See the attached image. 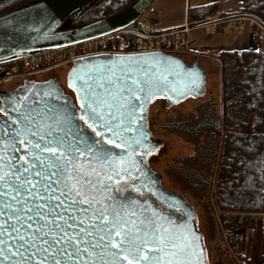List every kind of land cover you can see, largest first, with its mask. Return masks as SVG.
I'll use <instances>...</instances> for the list:
<instances>
[{
    "label": "water",
    "instance_id": "water-1",
    "mask_svg": "<svg viewBox=\"0 0 264 264\" xmlns=\"http://www.w3.org/2000/svg\"><path fill=\"white\" fill-rule=\"evenodd\" d=\"M94 1L96 0H31L1 15L0 64L78 44L130 27L138 22L154 2L135 0L111 16L74 29L53 32L54 25L57 26L69 15H74ZM79 61L92 64L90 67L93 70L88 72L82 67L78 68L75 62L68 75L67 87L74 93L78 108L73 105L70 96L64 95L56 79L25 82L10 93L0 92V113L3 115L0 118V128H3L5 123L17 122L21 114H27L53 126L56 121H60L63 134L68 135L69 142L74 135L86 134L91 144L98 141V138L88 134L82 127L80 115L84 94L91 95L89 89H92L104 96L107 91L116 97L118 104L124 103L120 99L122 94L131 100V106L125 104L123 109L113 107L111 116L116 117L115 121L107 115L109 110L105 108L106 116L103 121L109 127L119 125V138L114 136L112 131L98 129L105 140L114 141L112 146L103 145L111 159L103 163L93 159L92 154L88 152H85L83 157H78L82 174L89 175L95 181V173H99L102 181L96 184L92 195L101 206H110V214L119 213L130 229L138 226V221L147 218L152 221L157 234H174L188 244L190 264H206L193 207L182 195L165 191L160 175L147 164L149 155L155 154L161 146V142L153 139L147 127L148 105L155 99L165 98L167 107H170L188 98L203 97L206 76L197 61L188 65L178 57L160 52L108 58L93 56ZM99 62L109 63L107 67L100 68ZM129 88L132 95H129ZM105 99L109 98L105 96ZM12 107L13 110L8 111ZM15 126L18 127L19 123ZM77 129H80V133H77ZM117 143L121 146L116 147ZM2 147L0 145V148ZM16 155H24L23 145L17 149ZM0 157L10 159V156H5L3 152H0ZM92 170H95V173ZM127 182L135 194H124L122 187ZM170 210L175 214L172 215ZM2 219L3 217H0V220ZM136 255L133 253V256ZM106 259L111 262L113 258L108 256ZM122 264L127 262L122 261Z\"/></svg>",
    "mask_w": 264,
    "mask_h": 264
},
{
    "label": "snow or ice",
    "instance_id": "snow-or-ice-1",
    "mask_svg": "<svg viewBox=\"0 0 264 264\" xmlns=\"http://www.w3.org/2000/svg\"><path fill=\"white\" fill-rule=\"evenodd\" d=\"M89 91L92 94L85 93L81 103L80 120L97 137L98 129H107L119 138V125L103 122L104 109L115 121L111 109L131 106V100L121 94L124 103L118 104L107 91L104 96ZM17 122L0 128V152L10 156L0 157V264H190L183 240L157 234L147 218L130 229L119 213L110 214V206H101L92 195L102 181L95 170V181L83 175L78 157L88 152L107 163L111 157L103 144H90L86 134L74 135L69 142L60 121L53 126L21 114ZM21 145L24 155H16Z\"/></svg>",
    "mask_w": 264,
    "mask_h": 264
},
{
    "label": "rangeland",
    "instance_id": "rangeland-1",
    "mask_svg": "<svg viewBox=\"0 0 264 264\" xmlns=\"http://www.w3.org/2000/svg\"><path fill=\"white\" fill-rule=\"evenodd\" d=\"M7 0H0V4ZM115 0H99L84 9L79 16L61 21L56 30L77 28L76 26L97 17L100 13L107 14L114 6ZM218 1L221 9H230L235 0H154L147 12L138 20L149 28L161 29L186 23L188 5ZM113 4V5H112ZM61 24V25H60ZM60 25V26H59ZM251 31L248 25L243 24L237 32L227 27L209 34L207 29H194L185 37L186 52L183 55H193L199 58L200 67L206 75L205 93L203 97L188 98L178 105L166 108L163 100H156L149 107L147 127L155 140L161 142L155 154L148 159V166L161 177V185L165 191L175 192L185 197L193 207L196 216V228L201 234L202 246L206 264H242L244 259L255 260L264 252V215L245 214L240 224L225 225L224 215L233 213L215 212L211 206V199L206 185L198 184L195 179L201 175L207 180L211 168L207 161V147L211 145V138L205 134L191 135L190 129L195 127L201 113L207 111L204 102L214 104L218 111L220 96V63L218 59L229 64L230 57L226 56L233 51L250 48ZM253 50H264V45L252 43ZM189 62L191 57L186 56ZM218 63H217V62ZM230 65V64H229ZM62 63L50 69L33 73H19L12 77L1 79L0 88L11 91L21 84L23 77L31 74L35 79L55 78L63 86L68 69ZM10 78L11 80H6ZM207 170V171H206ZM206 171V172H205ZM202 172V174L200 173ZM209 174V175H208ZM221 218V220H220ZM220 220V222H219ZM220 223V224H219ZM252 264H255L254 262Z\"/></svg>",
    "mask_w": 264,
    "mask_h": 264
},
{
    "label": "trees",
    "instance_id": "trees-1",
    "mask_svg": "<svg viewBox=\"0 0 264 264\" xmlns=\"http://www.w3.org/2000/svg\"><path fill=\"white\" fill-rule=\"evenodd\" d=\"M29 1L7 0L0 4V16ZM98 1L79 10L71 19ZM134 1L115 0V7L107 14L100 13L76 27L111 16ZM235 1L226 10L221 9L218 1L188 5L186 21L191 27L200 26L219 13L222 19L246 15L264 24V0ZM226 56L230 57V65L218 59L221 67L218 111L214 110V104L204 102L207 111L201 113L195 127L189 130L191 135L212 137L205 151L210 175L203 181L206 175L203 171V174L200 172L203 177L199 175L195 179L208 188L215 212L264 215V50L233 51ZM236 261L240 264L238 258ZM253 262L264 264V252L255 260H242V264Z\"/></svg>",
    "mask_w": 264,
    "mask_h": 264
},
{
    "label": "built area",
    "instance_id": "built-area-1",
    "mask_svg": "<svg viewBox=\"0 0 264 264\" xmlns=\"http://www.w3.org/2000/svg\"><path fill=\"white\" fill-rule=\"evenodd\" d=\"M207 21L209 22L195 27H191L186 22L180 27L162 29L149 28L138 22L111 34L0 64V80L19 73L47 70L67 60L90 55L97 51L115 50L130 53L168 51L172 54L183 55L187 51L185 48V37L194 29H207L208 33L212 34L216 30L227 27L237 32L243 24H246L251 31V43L257 42L264 45V24L254 17L238 15L222 19L217 13L210 16ZM224 217L225 219H222V221L225 225L240 224L243 221L240 213H229L224 215Z\"/></svg>",
    "mask_w": 264,
    "mask_h": 264
},
{
    "label": "flooded vegetation",
    "instance_id": "flooded-vegetation-1",
    "mask_svg": "<svg viewBox=\"0 0 264 264\" xmlns=\"http://www.w3.org/2000/svg\"><path fill=\"white\" fill-rule=\"evenodd\" d=\"M152 52H160V53H162V54H164V55H168V56H174V57H178V58H180V59H182L186 64H188V65H192L195 61H198V58L196 57V56H192V55H190V54H187V55H182V54H172V53H170V52H168V51H144V52H133V53H130V52H126V51H115V50H112V51H97V52H94V53H92V54H90V55H83V56H79V57H77V58H75V59H72V60H67V61H65L64 63L65 64H67V65H69L68 66V69H67V73H66V76H65V84L63 85V86H61L59 83V86L62 88V90H63V93H64V95H67V96H70V98H71V100H72V103H73V105L75 106V107H77L78 108V105H77V103H76V99H75V95H74V93L67 87V78H68V75H69V73H70V71H71V69L74 67V64H78V68H83V69H85L86 71H88V72H91L93 69L90 67V66H92V64H85V63H81L79 60H84V59H88V58H90V57H93V56H103V57H114V56H126V55H138V54H143V53H152ZM186 56H188V57H191V60L188 62L187 60H186ZM76 62V63H75ZM109 62H106V63H98L99 65H100V68L101 67H107V64H108ZM198 63V62H197ZM199 65V64H198ZM89 67V69H87ZM200 67V66H199ZM82 69V70H83ZM201 69V68H200ZM202 70V69H201ZM203 71V70H202ZM33 74L35 73V72H32ZM203 73L205 74V72L203 71ZM206 76V75H205ZM50 79H55V78H48V79H44V80H40V79H35L34 77H32L31 76V74H29L28 75V77H23L22 79H21V84H20V86H18L17 88H15V89H13V90H11V91H6V90H3V89H1L0 88V92H4V93H10V92H12V91H14V90H16V89H18L19 87H21V86H23V84L25 83V82H43V81H47V80H50ZM6 80H11L10 78H8V79H6ZM1 82V81H0ZM206 83V82H205ZM1 84V83H0ZM156 100H163L164 102H165V107L166 108H168L167 107V99H165V98H161V99H155V100H153L152 102H150L149 103V105H148V111H147V114H148V112H149V107H150V105L153 103V102H155ZM138 101V100H137ZM139 102V101H138ZM171 107V106H170ZM13 110V107L12 108H10V109H8V111H12ZM141 113V109L139 108L138 109V114H140ZM1 117H3V115L0 113V118ZM82 127L87 131V133L88 134H90L91 136H93V137H96V138H98V141L101 143V144H103V145H108V146H112V143L111 144H108V143H104V141H105V139L103 138V136L101 135L100 137H97L96 135H95V133L92 131V129L91 128H89L87 125H85L84 124V122L82 121ZM151 133V132H150ZM153 137V136H152ZM154 139V138H153ZM151 155H153V154H150L149 155V157L151 156ZM149 157H148V159H149ZM148 159H147V164H148ZM122 190H123V192H124V194H126V195H131V194H135V192H134V190H133V188L130 186V183L129 182H127L126 184H124L123 185V187H122ZM154 200V199H153ZM154 202L158 205V206H160L162 209H164L165 210V208L159 203V202H157L156 200H154ZM170 213L173 215V214H175L173 211H171L170 210Z\"/></svg>",
    "mask_w": 264,
    "mask_h": 264
},
{
    "label": "crops",
    "instance_id": "crops-1",
    "mask_svg": "<svg viewBox=\"0 0 264 264\" xmlns=\"http://www.w3.org/2000/svg\"><path fill=\"white\" fill-rule=\"evenodd\" d=\"M175 26H176V25H172V26H168V27L166 26V27H162V28H172V27H175ZM162 28H161V29H162ZM189 33H190V32H189ZM252 45H253V44L250 43V48H249V49H251V50H253V49H252ZM192 56H195V54H193ZM198 61H199V58H198ZM198 61H197V62H198ZM217 61H218V60H217ZM217 61H216V62H217ZM217 63H218V62H217ZM198 64H199V66H200V63H199V62H198ZM200 68H201V67H200ZM201 69H202V68H201ZM202 70H203V69H202ZM203 71H204V70H203Z\"/></svg>",
    "mask_w": 264,
    "mask_h": 264
}]
</instances>
